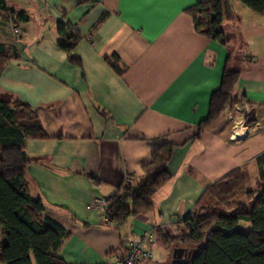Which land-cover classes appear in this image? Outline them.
Returning a JSON list of instances; mask_svg holds the SVG:
<instances>
[{"label":"crops","instance_id":"crops-1","mask_svg":"<svg viewBox=\"0 0 264 264\" xmlns=\"http://www.w3.org/2000/svg\"><path fill=\"white\" fill-rule=\"evenodd\" d=\"M200 1L7 0L28 15L18 25L0 12V42L18 52L0 74V89L29 103L47 133L25 137L26 176L44 214L69 231L59 249L64 260L103 264L139 240L151 253L141 264H170L173 249L188 244L168 247L156 230L180 233L206 186L240 168L246 188L261 193L264 13L232 2L234 16L223 26L235 35L225 45L196 28L187 9ZM58 21L81 35L71 51L80 64L58 45ZM115 56L122 74L109 63ZM226 62L240 72L235 101L192 138ZM247 116L254 120L246 123ZM165 141L178 147L152 207L109 221L97 200L117 193L124 177L143 176Z\"/></svg>","mask_w":264,"mask_h":264},{"label":"trees","instance_id":"trees-1","mask_svg":"<svg viewBox=\"0 0 264 264\" xmlns=\"http://www.w3.org/2000/svg\"><path fill=\"white\" fill-rule=\"evenodd\" d=\"M88 1L91 0H77ZM240 1L256 13H264V0ZM187 11L196 28L206 27L212 39L226 45L234 37L223 26L225 20L234 16L232 0H201ZM0 12L13 25L28 19L25 10L8 6L7 0H0ZM200 15L205 20L198 19ZM56 29L61 36L58 45L69 52L70 62L80 64V58L71 51L81 35L60 21ZM16 57L15 45L0 42V74L10 59ZM108 60L118 74L123 73L125 66L119 58ZM239 73L226 62L220 84L211 94L208 114L198 122L192 138L200 137L202 130L235 101L231 94ZM253 120L247 116L245 122ZM26 136L45 138L47 133L29 103L18 97L4 98L0 89V236L4 237L0 241V264H72L59 255L69 231L44 214L41 199L30 191L26 176L30 158L24 150ZM176 147V143L162 142L144 165L143 176L136 181L127 177L120 181L118 192L107 199L109 221L120 224L152 207L153 195L171 177L168 164ZM263 176L264 170L262 179ZM260 182L262 191L253 196L244 185L242 170H231L206 186L183 218L184 229L180 233L170 236L156 230L162 243L168 247L174 243L188 244L184 248L189 254V264H264V179ZM240 220L248 221L250 227H238Z\"/></svg>","mask_w":264,"mask_h":264},{"label":"built area","instance_id":"built-area-1","mask_svg":"<svg viewBox=\"0 0 264 264\" xmlns=\"http://www.w3.org/2000/svg\"><path fill=\"white\" fill-rule=\"evenodd\" d=\"M14 32H18V28H14ZM130 180L129 177H127ZM97 206L100 210L104 212L106 217L108 218L109 212H107L106 207L109 202L105 198H101L97 200ZM151 253L146 250L142 242L139 240H132L127 244L126 252L121 257H111L106 256L103 264H141L142 260L150 257Z\"/></svg>","mask_w":264,"mask_h":264},{"label":"water","instance_id":"water-1","mask_svg":"<svg viewBox=\"0 0 264 264\" xmlns=\"http://www.w3.org/2000/svg\"><path fill=\"white\" fill-rule=\"evenodd\" d=\"M189 254L184 247L176 246L172 252V259L170 264H189Z\"/></svg>","mask_w":264,"mask_h":264},{"label":"rangeland","instance_id":"rangeland-1","mask_svg":"<svg viewBox=\"0 0 264 264\" xmlns=\"http://www.w3.org/2000/svg\"><path fill=\"white\" fill-rule=\"evenodd\" d=\"M232 2H233V3H234V2L236 3L237 0H232ZM199 18L202 19V20H205V16H203V15H200ZM250 225H251V224H250L248 221H244V220H240V221L237 223V226L240 227V228H242V229H247V228L250 227ZM0 241H1V242L4 241V237H3V236H0Z\"/></svg>","mask_w":264,"mask_h":264}]
</instances>
